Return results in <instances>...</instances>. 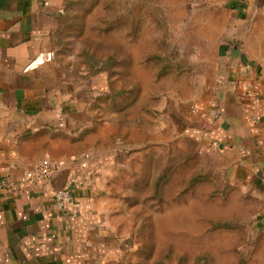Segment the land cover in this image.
I'll use <instances>...</instances> for the list:
<instances>
[{"label": "rangeland", "instance_id": "1", "mask_svg": "<svg viewBox=\"0 0 264 264\" xmlns=\"http://www.w3.org/2000/svg\"><path fill=\"white\" fill-rule=\"evenodd\" d=\"M53 2L54 59L76 90L117 264H264V192L190 132L206 124L222 47H240L229 32L245 0ZM250 2L242 26L264 30V0Z\"/></svg>", "mask_w": 264, "mask_h": 264}, {"label": "crops", "instance_id": "2", "mask_svg": "<svg viewBox=\"0 0 264 264\" xmlns=\"http://www.w3.org/2000/svg\"><path fill=\"white\" fill-rule=\"evenodd\" d=\"M250 1L229 32L240 47L221 49L215 90L200 109L206 124L190 132L214 143L230 179L264 192V30L242 26ZM55 5L0 0V179L8 182L0 194V264H117L121 248L101 213L102 184L83 154L76 90L54 59ZM43 159L61 166L47 182L21 187L23 172ZM64 189L72 198L58 209L53 195Z\"/></svg>", "mask_w": 264, "mask_h": 264}, {"label": "built area", "instance_id": "3", "mask_svg": "<svg viewBox=\"0 0 264 264\" xmlns=\"http://www.w3.org/2000/svg\"><path fill=\"white\" fill-rule=\"evenodd\" d=\"M61 166L60 163L43 159L36 163L31 169L24 171L19 185L22 187L26 184H33L42 181H48L52 173ZM8 187V182L5 179H0V194L3 193ZM72 198L71 192L68 189L59 190L54 192L53 202L56 208L62 209L70 202Z\"/></svg>", "mask_w": 264, "mask_h": 264}]
</instances>
